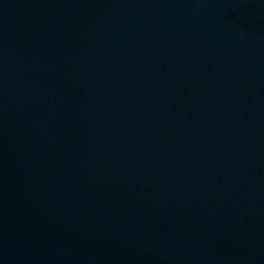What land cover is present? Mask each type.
Wrapping results in <instances>:
<instances>
[{
	"label": "water",
	"instance_id": "1",
	"mask_svg": "<svg viewBox=\"0 0 264 264\" xmlns=\"http://www.w3.org/2000/svg\"><path fill=\"white\" fill-rule=\"evenodd\" d=\"M0 264H264V0H0Z\"/></svg>",
	"mask_w": 264,
	"mask_h": 264
}]
</instances>
